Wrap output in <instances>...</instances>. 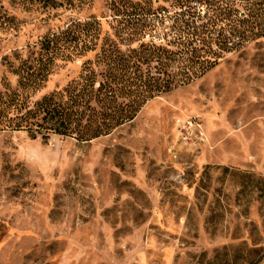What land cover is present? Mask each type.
<instances>
[{"label":"rangeland","instance_id":"obj_1","mask_svg":"<svg viewBox=\"0 0 264 264\" xmlns=\"http://www.w3.org/2000/svg\"><path fill=\"white\" fill-rule=\"evenodd\" d=\"M119 1L0 0V100L72 21L111 34ZM92 58L57 59L26 108ZM0 264H264V38L108 135L0 126Z\"/></svg>","mask_w":264,"mask_h":264},{"label":"trees","instance_id":"obj_2","mask_svg":"<svg viewBox=\"0 0 264 264\" xmlns=\"http://www.w3.org/2000/svg\"><path fill=\"white\" fill-rule=\"evenodd\" d=\"M161 1L158 7L148 0L111 3V34L89 18L46 37L44 57L20 64L18 91L0 100V126L33 137L43 130L96 139L132 121L148 101L201 78L226 54L264 38V0ZM88 53L93 58L81 63L75 79L26 108L57 59ZM11 106L18 114L25 110L16 121L6 119Z\"/></svg>","mask_w":264,"mask_h":264},{"label":"built area","instance_id":"obj_3","mask_svg":"<svg viewBox=\"0 0 264 264\" xmlns=\"http://www.w3.org/2000/svg\"><path fill=\"white\" fill-rule=\"evenodd\" d=\"M191 123V122H190Z\"/></svg>","mask_w":264,"mask_h":264}]
</instances>
